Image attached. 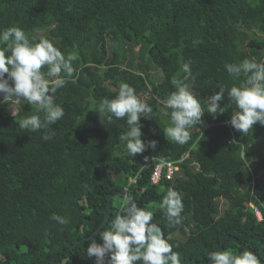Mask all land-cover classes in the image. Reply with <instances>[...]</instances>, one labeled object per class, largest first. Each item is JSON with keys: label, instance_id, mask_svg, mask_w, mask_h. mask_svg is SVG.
Here are the masks:
<instances>
[{"label": "trees", "instance_id": "trees-1", "mask_svg": "<svg viewBox=\"0 0 264 264\" xmlns=\"http://www.w3.org/2000/svg\"><path fill=\"white\" fill-rule=\"evenodd\" d=\"M13 26L76 59L74 76L54 94L64 116L51 126V140L44 141L42 131L20 132L12 104L0 98V264H38L88 238L103 220L108 194L124 189L127 197L112 199L102 230L136 192V205L153 213L152 223L182 264H208V253L226 236L264 264V125L240 134L227 123L229 109L215 118L205 112L186 144L163 133L171 112L163 102L185 62L195 77L188 86L205 111L219 86L245 80L232 79L226 63L264 62V0H0V30ZM119 83L153 108V118H140V130L142 141L156 140V148L135 157L119 139L126 120L102 124L95 112L102 98L116 95ZM226 103L225 97L220 106ZM18 108L20 116L35 111L26 102ZM158 161L179 169L154 185L150 176ZM169 188L182 194L184 204L182 223L175 226L160 209ZM250 205L258 207L260 221ZM53 213L69 224L52 221ZM92 238L102 243L98 235ZM86 247L81 242L44 264H93ZM221 250L245 251L228 240Z\"/></svg>", "mask_w": 264, "mask_h": 264}, {"label": "clouds", "instance_id": "clouds-1", "mask_svg": "<svg viewBox=\"0 0 264 264\" xmlns=\"http://www.w3.org/2000/svg\"><path fill=\"white\" fill-rule=\"evenodd\" d=\"M75 59L73 54L65 56L48 39L29 37L18 27L0 30V98L13 105L26 102L35 106L31 115L20 116L19 108L11 114L17 116L15 123L20 132L42 131L44 141L53 138L55 133L51 126L64 116L63 107L54 102V94L65 85L67 78L74 76ZM224 69L232 79L243 75L245 80L239 86H219L218 91L208 96L205 111L187 83L195 79L190 62L183 64V76L172 78L174 90L163 102L164 107L171 110L170 126L163 130L168 138L180 145L188 143L191 129L202 123L205 112L215 118L232 109L227 123L240 134H247L254 124L264 125V62L246 58L238 63H226ZM225 97L227 103L221 107L220 102ZM95 112L102 124L111 123L114 118L126 120L127 131L119 134V139L125 143L129 156L156 148V140L142 141L140 130V118H153V108L141 100L129 84L119 83L116 95L102 98L95 104ZM124 203L128 207L111 220L108 230L97 229L102 243L93 238L83 241L87 243V257L94 258L93 264H182L180 253L173 251L160 226L152 223L153 213L138 207L133 197ZM160 209L169 226L181 224L182 194L169 188ZM50 219L61 226L69 224L67 218L55 213ZM208 260L210 264H258L250 251L238 254L227 250L212 251L208 253Z\"/></svg>", "mask_w": 264, "mask_h": 264}, {"label": "water", "instance_id": "water-1", "mask_svg": "<svg viewBox=\"0 0 264 264\" xmlns=\"http://www.w3.org/2000/svg\"><path fill=\"white\" fill-rule=\"evenodd\" d=\"M114 197H123V198H126L127 197V190L124 189L122 191H114V192H111L110 194H108V196H107V202H106V209H105V212H104V217H103V220H102L101 224L98 226V228H103L104 224L109 221L110 216H111V201H112V199ZM131 197H133V200H135V203H136V200L138 198V194L135 192V193H133L131 195ZM127 207H128V205H127ZM97 229L90 236H88V238H83V239L75 242L74 244H72L68 248H66L64 250H61L59 253L54 254V255H52L49 258H46L44 261H42V262H40L38 264H44L46 262H49L52 259H55V258H57L59 256H62L65 252L72 250L76 245L80 244L81 242H83L85 240H88V239H91L92 237H94V236L97 235ZM163 233H164V231H163ZM164 238H165V233H164ZM226 240L231 241V242L235 243L236 245L244 248L245 251H250L252 254L255 255V257L257 258V260H259L258 256L255 254L254 251H252L250 248H248L244 244H242L239 240H237V239H235L234 237H231V236H226V238L221 241L220 246L217 249L218 251L222 249L223 244H224V242ZM208 264H210V262H208Z\"/></svg>", "mask_w": 264, "mask_h": 264}, {"label": "built area", "instance_id": "built-area-1", "mask_svg": "<svg viewBox=\"0 0 264 264\" xmlns=\"http://www.w3.org/2000/svg\"><path fill=\"white\" fill-rule=\"evenodd\" d=\"M183 160V159H182ZM181 162V161H179ZM179 167L176 163L173 162H165V161H158L153 169V172L150 176V181L152 184L157 185L162 179L164 180H171L175 173L178 171ZM135 178L129 179V183L133 184L135 182ZM253 214L255 218L260 221L261 220V215L260 211L257 206L255 205H250ZM94 262V258H93Z\"/></svg>", "mask_w": 264, "mask_h": 264}, {"label": "rangeland", "instance_id": "rangeland-1", "mask_svg": "<svg viewBox=\"0 0 264 264\" xmlns=\"http://www.w3.org/2000/svg\"><path fill=\"white\" fill-rule=\"evenodd\" d=\"M154 76H155V79L158 81V80H159V75H158V73H155ZM140 99L143 100V99H144V96L142 95V96L140 97ZM16 109H17V105H13V104H12V105L10 106V112H11V113H15V112H16ZM121 201H123V199L121 200L120 198L116 197V202H121ZM261 205H262L263 208H264V203H262ZM219 208H220L219 211L221 212L222 209H223V201H222V200L219 201Z\"/></svg>", "mask_w": 264, "mask_h": 264}, {"label": "bare ground", "instance_id": "bare-ground-1", "mask_svg": "<svg viewBox=\"0 0 264 264\" xmlns=\"http://www.w3.org/2000/svg\"><path fill=\"white\" fill-rule=\"evenodd\" d=\"M230 15V14H229ZM221 16V15H220ZM226 30V29H225ZM164 58V57H163ZM173 161V160H172ZM140 175V174H139ZM257 220V219H256ZM258 221V220H257Z\"/></svg>", "mask_w": 264, "mask_h": 264}]
</instances>
